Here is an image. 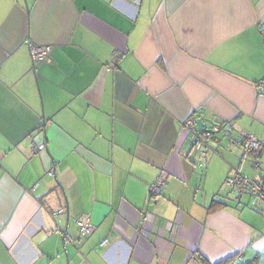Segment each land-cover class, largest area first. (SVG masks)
<instances>
[{"label":"crops","instance_id":"obj_1","mask_svg":"<svg viewBox=\"0 0 264 264\" xmlns=\"http://www.w3.org/2000/svg\"><path fill=\"white\" fill-rule=\"evenodd\" d=\"M261 29L264 0H0V264H264V202L213 204L264 149L185 128L264 141Z\"/></svg>","mask_w":264,"mask_h":264},{"label":"built area","instance_id":"obj_2","mask_svg":"<svg viewBox=\"0 0 264 264\" xmlns=\"http://www.w3.org/2000/svg\"><path fill=\"white\" fill-rule=\"evenodd\" d=\"M264 32L263 29H261ZM33 49V58L35 61L45 60L49 56L51 51V46H39L34 47ZM197 117L188 118L185 121V128L188 132V138L191 140L193 144V148L196 152L200 154L202 157H206L208 153V142L212 136L230 138V140L236 141L243 147L245 155L255 154V158L252 162V167L257 169L261 166V161L258 158L257 154L264 149V141L260 140L256 136L252 134H247L240 139H236L232 137V130L228 124H224L223 122H219L216 120H212L209 128L212 129L210 132H201L198 129L196 123ZM50 175L54 174V171L51 170L49 172ZM166 186V181L163 176L157 178V180L150 187V199L158 198L162 195L163 190ZM222 191L226 192L223 195L225 200H229V194L232 192L237 193H248L250 194L255 203H263L264 202V184L260 181V179L251 178L245 175L239 168H235L231 171V173L224 180L222 186ZM79 227L80 236L90 235L94 232L95 227L91 223V220L88 216H83L77 221ZM66 243H72L70 239L66 240Z\"/></svg>","mask_w":264,"mask_h":264},{"label":"water","instance_id":"obj_3","mask_svg":"<svg viewBox=\"0 0 264 264\" xmlns=\"http://www.w3.org/2000/svg\"><path fill=\"white\" fill-rule=\"evenodd\" d=\"M196 123H197V126H198V129L201 131V132H210V131H212V129H210L209 128V125H208V123H206L202 118H198L197 120H196ZM224 139H226V138H224V137H217V136H212V137H210V139H208L207 140V142H211L212 140H216L217 142H221V141H223ZM232 144H236V141H234V140H229ZM244 155H245V153H244ZM259 158V157H258Z\"/></svg>","mask_w":264,"mask_h":264},{"label":"trees","instance_id":"obj_4","mask_svg":"<svg viewBox=\"0 0 264 264\" xmlns=\"http://www.w3.org/2000/svg\"><path fill=\"white\" fill-rule=\"evenodd\" d=\"M224 124H227V123H224ZM260 153H261V151L257 154L258 157L260 156ZM222 197H223V195L220 192L219 196L214 198V202H213L214 206L223 207V206H227L228 205V202L225 199H223ZM200 260H204V259L200 258ZM217 264H227V261H223V262H220V263H217Z\"/></svg>","mask_w":264,"mask_h":264},{"label":"rangeland","instance_id":"obj_5","mask_svg":"<svg viewBox=\"0 0 264 264\" xmlns=\"http://www.w3.org/2000/svg\"><path fill=\"white\" fill-rule=\"evenodd\" d=\"M220 192H221L222 195H225V194H226V192L222 191V189H220ZM229 195L232 197V196H235V193L232 192V193H230ZM222 198H223V197H222ZM223 199H224V198H223Z\"/></svg>","mask_w":264,"mask_h":264}]
</instances>
